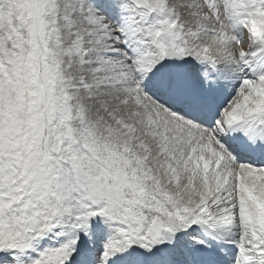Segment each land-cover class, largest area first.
Returning <instances> with one entry per match:
<instances>
[{"label": "snow or ice", "instance_id": "snow-or-ice-1", "mask_svg": "<svg viewBox=\"0 0 264 264\" xmlns=\"http://www.w3.org/2000/svg\"><path fill=\"white\" fill-rule=\"evenodd\" d=\"M0 264H264V0H0Z\"/></svg>", "mask_w": 264, "mask_h": 264}]
</instances>
